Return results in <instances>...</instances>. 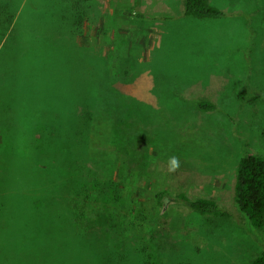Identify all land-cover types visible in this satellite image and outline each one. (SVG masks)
Listing matches in <instances>:
<instances>
[{
  "label": "rangeland",
  "instance_id": "obj_1",
  "mask_svg": "<svg viewBox=\"0 0 264 264\" xmlns=\"http://www.w3.org/2000/svg\"><path fill=\"white\" fill-rule=\"evenodd\" d=\"M34 1L13 24L17 42L33 30L34 46L0 42V191L32 160L18 141L24 125L75 146L80 164L99 162L130 233L166 264L264 256V228L234 199L241 159L264 158V0H210L224 16L204 19L185 17L184 0H72L66 8L81 1L85 19L64 31L66 44L55 40L59 0ZM159 192L168 200L155 215ZM180 194L229 215L193 212Z\"/></svg>",
  "mask_w": 264,
  "mask_h": 264
},
{
  "label": "trees",
  "instance_id": "obj_2",
  "mask_svg": "<svg viewBox=\"0 0 264 264\" xmlns=\"http://www.w3.org/2000/svg\"><path fill=\"white\" fill-rule=\"evenodd\" d=\"M28 1L0 0V42L7 37L5 44L23 49L29 47L25 45L29 41L30 47L34 46V36L26 35L32 29L24 27L23 37L17 42L14 27L16 20L22 19L20 15L28 11ZM70 1L59 0L64 12L54 23L58 32L55 40L64 44L68 42L64 31L71 26L74 28L77 20L85 19L81 1L66 8L64 3ZM184 16L219 18L224 13L212 6L210 0H184ZM45 26L50 34L52 18ZM258 99L252 98L250 102ZM198 107L205 111L214 109L206 103ZM20 133L26 139L18 140L22 151L32 160L27 162L29 166L25 164L17 178L8 182L10 187L0 191V264H166L160 253H151L141 243L139 235L133 237L130 233L128 228L133 223L128 215H122L123 207L115 185L98 179L101 176L98 168L102 167L99 162L80 164L75 146L65 142L47 144L38 131L24 125ZM262 135L264 137V130ZM41 162H45V166H41ZM86 171L92 175H86ZM89 176L97 179H89ZM177 199L203 216L223 218L229 215L211 199H193L186 194H180ZM234 199L249 225L263 229V157L248 155L241 159ZM167 200L166 192L153 196L155 215ZM252 264H264V256L256 258Z\"/></svg>",
  "mask_w": 264,
  "mask_h": 264
},
{
  "label": "clouds",
  "instance_id": "obj_3",
  "mask_svg": "<svg viewBox=\"0 0 264 264\" xmlns=\"http://www.w3.org/2000/svg\"><path fill=\"white\" fill-rule=\"evenodd\" d=\"M170 163L173 168L176 166V160L174 157L171 159Z\"/></svg>",
  "mask_w": 264,
  "mask_h": 264
}]
</instances>
